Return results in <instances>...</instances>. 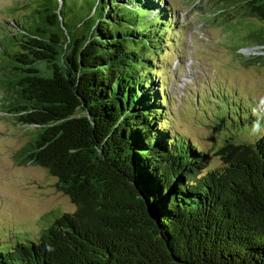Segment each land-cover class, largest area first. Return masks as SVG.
<instances>
[{
	"label": "trees",
	"instance_id": "trees-1",
	"mask_svg": "<svg viewBox=\"0 0 264 264\" xmlns=\"http://www.w3.org/2000/svg\"><path fill=\"white\" fill-rule=\"evenodd\" d=\"M164 1L37 0L15 19L5 107L34 128L22 163L76 209L0 264H264V137L226 139L204 171L206 150L172 128L155 80L176 24ZM228 2L264 22V0Z\"/></svg>",
	"mask_w": 264,
	"mask_h": 264
},
{
	"label": "rangeland",
	"instance_id": "rangeland-1",
	"mask_svg": "<svg viewBox=\"0 0 264 264\" xmlns=\"http://www.w3.org/2000/svg\"><path fill=\"white\" fill-rule=\"evenodd\" d=\"M164 2L176 24L158 56L163 71L155 80L168 94L172 128L206 150V171L223 165L216 151L226 139L264 137V46L252 39L264 22L228 0ZM36 4L0 0V248L38 240L57 217L76 209L48 170L22 163L34 128L5 107L18 99L8 82L17 73L11 54L22 29L15 19L25 20Z\"/></svg>",
	"mask_w": 264,
	"mask_h": 264
},
{
	"label": "built area",
	"instance_id": "built-area-1",
	"mask_svg": "<svg viewBox=\"0 0 264 264\" xmlns=\"http://www.w3.org/2000/svg\"><path fill=\"white\" fill-rule=\"evenodd\" d=\"M261 46V45H260Z\"/></svg>",
	"mask_w": 264,
	"mask_h": 264
}]
</instances>
